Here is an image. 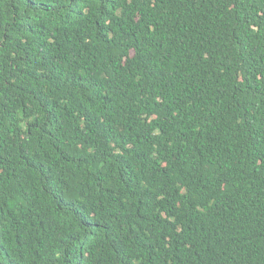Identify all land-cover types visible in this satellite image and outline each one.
<instances>
[{
    "label": "trees",
    "instance_id": "obj_1",
    "mask_svg": "<svg viewBox=\"0 0 264 264\" xmlns=\"http://www.w3.org/2000/svg\"><path fill=\"white\" fill-rule=\"evenodd\" d=\"M0 264H264V0H0Z\"/></svg>",
    "mask_w": 264,
    "mask_h": 264
}]
</instances>
